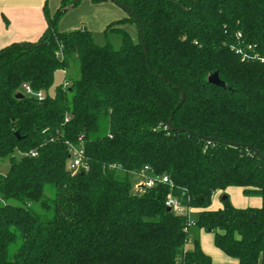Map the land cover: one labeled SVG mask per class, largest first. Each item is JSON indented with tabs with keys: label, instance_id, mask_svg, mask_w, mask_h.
Listing matches in <instances>:
<instances>
[{
	"label": "trees",
	"instance_id": "obj_1",
	"mask_svg": "<svg viewBox=\"0 0 264 264\" xmlns=\"http://www.w3.org/2000/svg\"><path fill=\"white\" fill-rule=\"evenodd\" d=\"M109 3L131 14L104 31L117 49L85 27L59 32L73 4L61 0L52 16L44 7L37 42L0 50V264H213L191 229L236 264H264V160L248 149L264 154V0ZM67 144L82 147L87 172L68 170ZM143 167L173 188L136 191L129 172ZM229 188L260 208L227 197L210 210ZM168 196L191 210L188 232Z\"/></svg>",
	"mask_w": 264,
	"mask_h": 264
},
{
	"label": "crops",
	"instance_id": "obj_2",
	"mask_svg": "<svg viewBox=\"0 0 264 264\" xmlns=\"http://www.w3.org/2000/svg\"><path fill=\"white\" fill-rule=\"evenodd\" d=\"M60 3L61 0H0V50L12 44L37 42L47 27L44 7L46 6L49 16H52ZM117 9L120 8L109 2L92 4L90 0H81L77 7L65 12L57 24V29L59 32H68L85 27L92 35L102 33L109 24L126 17L120 14L118 16ZM125 30L134 36L135 30L132 26H126ZM225 193L236 209L261 206L260 199L249 200L243 196L241 189L229 188ZM213 201L214 198L210 210L215 211L222 207L219 204L214 206ZM190 233L213 264H236L233 259L215 248L213 235L195 229H191ZM186 248L191 249V246Z\"/></svg>",
	"mask_w": 264,
	"mask_h": 264
},
{
	"label": "built area",
	"instance_id": "obj_3",
	"mask_svg": "<svg viewBox=\"0 0 264 264\" xmlns=\"http://www.w3.org/2000/svg\"><path fill=\"white\" fill-rule=\"evenodd\" d=\"M62 73L65 76L63 87H66L67 86L66 71L62 70ZM20 90L22 94L27 97L35 98L37 100H41L43 98V95L41 93L33 92L30 89V87L27 85H23ZM67 150H68V170H70L73 173L80 171L87 172L88 167L85 163L84 151L82 147L80 145L67 144ZM29 156L35 157L36 154L34 152H31ZM115 169L117 172L122 171L121 168H115ZM129 174L136 180V184L134 185L136 191H139L142 188L151 189L156 185H167L168 188L170 189L173 188V184L171 183L168 177L151 176L150 169L148 167H143L139 171H131L129 172ZM164 206L177 216L187 217L188 220L184 232H188L191 228H193L194 226L193 221L190 218L191 210L186 209L182 205H180L179 201L176 198L172 196H168L166 198Z\"/></svg>",
	"mask_w": 264,
	"mask_h": 264
},
{
	"label": "rangeland",
	"instance_id": "obj_4",
	"mask_svg": "<svg viewBox=\"0 0 264 264\" xmlns=\"http://www.w3.org/2000/svg\"><path fill=\"white\" fill-rule=\"evenodd\" d=\"M117 10H118V12H117L118 16H119V14L123 15V16H127V14L124 10H122V9H117ZM134 40H135V37H134ZM93 42L98 46H102V45H105L106 43H109L113 46L114 49H117L120 46V41L113 34L104 35V32L94 34L93 35ZM66 77L68 79L76 78L77 77V67L74 65L70 66V68L67 71ZM64 78H65V76L63 75L62 71H57L55 73L54 78H53V85L48 92V94L50 96H52L54 94V90L56 87L63 85ZM20 93H22L21 90H20ZM8 167H9V163L7 160H0V175L5 174L8 170ZM135 182L136 181L133 179V183H135ZM237 189H240V188H237ZM225 192H218V193L214 194V201H213L214 206H217V204H219V206L220 205L222 206L221 198L224 196L228 197ZM244 197H246V196H244ZM246 198H248L249 200L252 198L259 199L258 197H246ZM233 200H235V199L233 198ZM207 234L212 235L211 233H207ZM189 246L192 247L191 242H189V244L187 245V247H189Z\"/></svg>",
	"mask_w": 264,
	"mask_h": 264
},
{
	"label": "water",
	"instance_id": "obj_5",
	"mask_svg": "<svg viewBox=\"0 0 264 264\" xmlns=\"http://www.w3.org/2000/svg\"><path fill=\"white\" fill-rule=\"evenodd\" d=\"M76 2H77V0H73V4H72L70 7L66 8L64 11L67 12V11H70V10H72L73 8H75ZM108 2H110V0H109ZM121 9L124 10L128 16H131V14H130V12L127 10V8H125L124 6H121ZM143 50H144V53H146V51H145L144 48H143ZM208 83L211 84V85H214V86L220 87V88H225L224 84L219 80L217 74H213V75H211V76L208 78ZM16 97H17V98H22V95L18 94ZM182 102H183V96L181 95V97H180V101H179V103H178V107L181 106ZM178 131H181V130H178ZM248 149L251 150L255 156H257V157H259V158H261V159L264 160V154H261V153H259V152H257V151H254V150H252L251 148H248ZM226 198H227V197H225V196L222 197V198H221V201H224ZM167 211H169V209H167Z\"/></svg>",
	"mask_w": 264,
	"mask_h": 264
}]
</instances>
